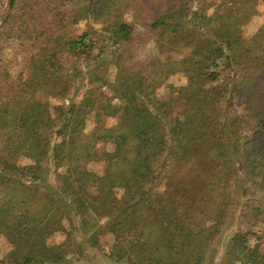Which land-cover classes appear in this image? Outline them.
I'll return each mask as SVG.
<instances>
[{
	"label": "trees",
	"instance_id": "1",
	"mask_svg": "<svg viewBox=\"0 0 264 264\" xmlns=\"http://www.w3.org/2000/svg\"><path fill=\"white\" fill-rule=\"evenodd\" d=\"M261 15L264 0H8L0 264H88L105 237L113 264H206L238 199L264 196V23L243 34ZM11 53L25 57L16 77ZM260 202L237 208L264 234ZM251 238L232 234L215 264H264Z\"/></svg>",
	"mask_w": 264,
	"mask_h": 264
},
{
	"label": "rangeland",
	"instance_id": "2",
	"mask_svg": "<svg viewBox=\"0 0 264 264\" xmlns=\"http://www.w3.org/2000/svg\"><path fill=\"white\" fill-rule=\"evenodd\" d=\"M7 1L8 0H0V15L5 9L7 5ZM212 1H214L215 3H218V0H212ZM212 10L213 9L208 11V13H210ZM131 16L132 14L128 13L127 18L131 20ZM263 23H264V15L253 17L243 30L244 36L250 37L253 34H255L258 28ZM83 29H85L84 23L80 24L77 28L78 32H80ZM135 29H136L137 36L141 38V43L139 44L138 54H137L138 59L146 60L152 54L153 41H154V38L152 37L153 34H151V32L146 28L145 24H139L135 27ZM10 57L15 60L13 64V68L11 70V74L14 77H16L21 72L25 73L26 71L22 66V63L25 57L15 55L13 53L10 54ZM184 81L185 80L183 77L176 76V77L169 79L167 84L171 83L174 86H179L182 83H184ZM157 93L159 96L166 97L167 88L162 87L161 89L158 90ZM38 99H40L42 102H45L49 105L64 104L63 99L53 98L50 96H45L43 94L38 95ZM108 123L109 125L115 124L116 120H109ZM92 127H93V122H92V118H90L87 123V129L91 130ZM24 163H25V159L22 158L20 160V164L24 165ZM103 169H104V166L102 164L100 165L98 164L97 166L95 165L94 167V170L100 174L103 173ZM260 201L264 203L263 195H260V196L250 195L246 197L242 196L238 199V202L236 203V206H235L236 209L234 208L237 211L236 212L234 211L233 216L229 219V221H226L225 227L221 233V236L219 237V240L216 241V244L213 245L212 250L209 254L210 259L207 261L206 264H215L220 259V257H222V255L225 252V241L237 231H242V232L250 231L252 233L257 234L258 236H260L259 241L262 243V248H263V245H264V234L262 232L263 226H261V224L258 222L253 223V225L250 226L249 223H246V221H243L240 218L238 214L239 209L237 208V207L242 206L244 203H249L250 205L257 206L258 202L261 203ZM62 239H63V236H61L60 234H54L53 237L48 242L51 244H59L60 242H62ZM259 241H257L256 238L250 239V243L252 246L258 243ZM102 244H103L102 249H89L88 256L90 257V262L88 264H113L112 262L108 261L104 256L108 253V249L110 246V238L109 237L102 238ZM7 251H8V244L6 243L4 238L1 237L0 238V258H2L3 255Z\"/></svg>",
	"mask_w": 264,
	"mask_h": 264
}]
</instances>
